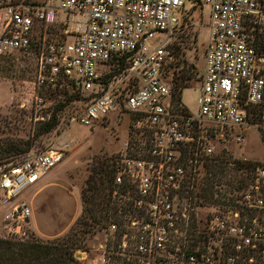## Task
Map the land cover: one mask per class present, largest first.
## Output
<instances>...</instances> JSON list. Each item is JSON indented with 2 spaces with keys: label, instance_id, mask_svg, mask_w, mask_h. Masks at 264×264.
<instances>
[{
  "label": "built area",
  "instance_id": "2783aa9c",
  "mask_svg": "<svg viewBox=\"0 0 264 264\" xmlns=\"http://www.w3.org/2000/svg\"><path fill=\"white\" fill-rule=\"evenodd\" d=\"M204 6L202 23L194 15ZM197 20L205 30L201 74L179 54ZM58 23L59 38L49 32ZM158 32L164 38L152 45ZM263 39L264 0H0V69L33 55L36 112L54 95L77 94L58 100L74 108L60 135L0 161V238H25L32 208L20 195L77 143L70 125L127 114L142 151L132 153L126 140L113 158V196L125 190L128 210L103 228L98 263L264 264V161L240 152L242 130L257 128L264 142ZM192 81L195 113L181 101ZM229 142L228 165L250 161V176L205 199L206 164L226 157Z\"/></svg>",
  "mask_w": 264,
  "mask_h": 264
},
{
  "label": "rangeland",
  "instance_id": "374dc122",
  "mask_svg": "<svg viewBox=\"0 0 264 264\" xmlns=\"http://www.w3.org/2000/svg\"><path fill=\"white\" fill-rule=\"evenodd\" d=\"M208 11V6H204L202 16L199 17V14L194 16H198L197 19H201L202 23H205L208 20ZM198 20L195 26L182 33L180 40L183 48L179 50V54L188 58L195 67L196 72L201 74L204 67L205 30ZM61 29L62 26L58 23L50 28L53 32H49L59 38ZM162 38H164V35L158 32L150 39V42L155 45L161 42ZM194 41L196 42L193 49ZM32 62V54L19 55L16 59L7 63L6 66L4 62L0 69V144L3 148L8 146L10 142H14L20 145L22 150L28 149V151L44 147L46 142L53 136L62 133V129L66 125L64 121L69 112L74 109L72 105H63L58 102L63 98L62 95H54V97L45 100L46 103L37 108L38 112H36V106L32 100L35 91ZM188 78L189 76L183 77L181 83L188 81ZM197 88L198 82L192 81L181 92V101L192 113H195L198 109ZM39 94L45 96V92ZM52 112L55 113L58 123L53 129L43 133L41 132V125L44 121L37 119V116L47 118ZM129 124V116L124 114L122 118H115L112 115L110 119L98 121L89 126L79 124L69 126L67 132L76 137L77 143L64 155L62 162L44 176L43 179L45 180L53 178L50 180L52 185L35 196L40 186L37 182L26 188L20 195L21 198L27 201L31 200L32 208L27 223L23 224L26 236L22 240L48 242L65 235L79 219L91 222L90 218L85 217L81 191L87 187L85 181L92 173L93 168L97 166L98 161L110 162L113 160L126 140H129L133 147L132 153L138 154L142 151L140 140L129 130ZM242 132L246 137L245 144L240 150L242 155L250 160L264 161V142L258 129L250 127L242 130ZM224 144H219L218 148L221 150ZM226 145L229 149V151L227 149L226 157L231 160L235 153H233L235 145L233 144V146L231 142ZM24 153L25 151L21 150L18 153L10 154L0 152V161L7 157H19ZM229 172V176H235L230 184L235 185V181L239 176L234 175L231 168ZM117 195L125 201L124 194L119 195L118 192ZM205 199L209 200L210 198ZM122 200L119 199V201ZM199 213L204 214L202 209L199 210ZM111 217L114 219L115 215L112 214ZM119 218L117 217V219ZM79 226L80 224H77L78 228H80ZM56 230L62 231L58 235H53L52 232ZM104 236L103 228L96 227L95 233L88 235L87 246L89 243L97 244L100 240H103L102 237ZM87 248V250L77 251L76 258L79 264H84L85 259L82 256H86L89 247Z\"/></svg>",
  "mask_w": 264,
  "mask_h": 264
},
{
  "label": "trees",
  "instance_id": "16d2710c",
  "mask_svg": "<svg viewBox=\"0 0 264 264\" xmlns=\"http://www.w3.org/2000/svg\"><path fill=\"white\" fill-rule=\"evenodd\" d=\"M260 48L264 50V39ZM62 96L69 100L77 94L62 92ZM42 123L41 132L53 129L58 123L55 113L52 112L50 117ZM20 150L28 151V149L22 150L21 146L14 142H10L5 148L0 144V152L5 154L18 153ZM229 161L226 157H217L206 164L204 177L206 186L203 190V195L206 198L214 199L215 193H220L216 188L217 185L230 184L235 179V176H229L230 168L234 175H242L239 181L244 182L250 176V161H236L238 163H235L234 166L228 165ZM115 172L113 160L110 162L98 161L97 166L93 168L92 173L85 181L87 187L81 191V200L85 217L90 218L91 222L79 219L65 235L48 242L0 239V264H79L76 253L78 250L88 249L86 243L88 235L95 233L96 227L105 228L110 222H122L123 216L128 210L127 202L123 201L122 197L116 195L113 198V191L116 189ZM230 186L232 187L233 184ZM124 191L123 189L119 190V195L124 194ZM112 214L115 215L114 219L111 217ZM77 224H80V228L77 227Z\"/></svg>",
  "mask_w": 264,
  "mask_h": 264
},
{
  "label": "crops",
  "instance_id": "0c3cea01",
  "mask_svg": "<svg viewBox=\"0 0 264 264\" xmlns=\"http://www.w3.org/2000/svg\"><path fill=\"white\" fill-rule=\"evenodd\" d=\"M58 166V165H57ZM55 168V167H54ZM44 178V177H43ZM41 179L40 181H39V188H38V190H37V192H36V194H35V196L38 194V193H40L41 191H43V190H45L47 187H49V186H51L52 185V182L50 181L51 179H53V178H51V179H49V180H45V179ZM34 200V199H33ZM28 202H30L31 203V200L30 201H28ZM30 221V220H29ZM59 225H60V223H59ZM62 231V230H61ZM61 231H58V230H56V231H53L52 233H54L53 235H58V234H60L61 233ZM97 235H99V234H97ZM96 235V236H97ZM100 237V236H99ZM99 237H97V238H99ZM103 238V240H104V237H102ZM103 240H100L97 244H95V245H93V244H88V247H89V250H88V252L86 253V256H84V257H86V259L84 260V264H99L98 263V256H99V253H100V244L103 242ZM83 257V256H82Z\"/></svg>",
  "mask_w": 264,
  "mask_h": 264
}]
</instances>
